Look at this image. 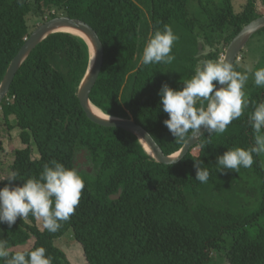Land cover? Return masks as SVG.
Segmentation results:
<instances>
[{"label":"trees","instance_id":"trees-1","mask_svg":"<svg viewBox=\"0 0 264 264\" xmlns=\"http://www.w3.org/2000/svg\"><path fill=\"white\" fill-rule=\"evenodd\" d=\"M257 2L264 7V0H247L236 12L232 0H0V83L33 31L29 14L82 20L103 47L91 104L112 117L130 115L171 155L183 144L163 123L168 116L157 95L161 85L180 90L201 61L221 60L242 27L264 14ZM165 24L179 36L171 53L175 60L141 65L150 34ZM261 33L264 28L255 35ZM205 47L211 48L207 55ZM89 59L88 45L78 37L47 36L20 66L0 104L9 128V116L15 117L24 145L13 152L10 169L19 174L14 183L38 177L52 160L71 167L80 151L92 167V173H80L85 188L79 205L57 232L41 230L31 214L11 228L0 224L10 252L33 239L22 251L44 247L52 264H70L55 240L72 230L87 264H216L213 254H223L228 264H264V153L253 155L250 168L220 173L215 164L230 148L254 145L248 117L264 89L249 94L244 114L224 133H214L204 151L194 145L170 166L157 163L131 133L86 117L76 94ZM196 159L210 172L207 183L195 180ZM0 181L3 187L7 178Z\"/></svg>","mask_w":264,"mask_h":264},{"label":"clouds","instance_id":"clouds-1","mask_svg":"<svg viewBox=\"0 0 264 264\" xmlns=\"http://www.w3.org/2000/svg\"><path fill=\"white\" fill-rule=\"evenodd\" d=\"M178 40L179 36L170 25L165 24L163 29L157 28L143 47L140 64H171L175 60L172 49ZM210 51L211 48L205 47L203 53L207 55ZM252 77L256 87H264V67L255 70ZM248 80V72L234 70L233 64L227 59L201 61L195 74L183 82L182 89L174 90L167 83L161 85L157 95L162 111L168 116L163 121L164 125L184 148L189 139H195L194 144L204 151L214 133H224L228 125L240 118L249 107L244 90ZM248 123L255 133L254 145L246 149L230 148L216 156L218 172L250 168L254 163L253 155L264 153V98L255 104ZM205 134L207 138L200 140ZM147 138L152 142L151 134ZM184 148L169 161L175 162ZM82 161L65 167L52 160L43 166L38 177L32 176L20 184L14 183L17 182L18 172H10L7 182L0 187V224L11 228L18 218L27 219L31 214L42 222L43 229L50 233L57 232L62 223L75 213L85 188L80 173L86 161ZM203 165L200 159L194 161L195 180L207 183L210 172ZM46 252L44 247H34L32 250L13 253L7 241L0 239V261L3 264H52L53 257L46 255Z\"/></svg>","mask_w":264,"mask_h":264},{"label":"water","instance_id":"water-1","mask_svg":"<svg viewBox=\"0 0 264 264\" xmlns=\"http://www.w3.org/2000/svg\"><path fill=\"white\" fill-rule=\"evenodd\" d=\"M263 28L264 14L242 27L239 33L230 41V43L226 47L223 59H227L234 66L235 62L238 60L241 51L245 48L249 40ZM61 29L75 30L83 34L90 41V44H88L90 54L89 65L86 70V73L84 74L78 86L76 94L79 104L82 110L84 111L86 117L97 125L103 127L119 128L128 133H131L138 139L139 143L143 146V148L144 145L148 148L151 153H149V155L157 163L169 165L181 161V159L184 158V156L188 153L189 149L196 145L194 144L195 139H189L185 148L183 145L178 152L171 155H166L163 153V151L153 138L152 142L148 140L147 135L149 133L143 127L138 125L130 115L128 118H100L92 112L90 107L92 104L89 100V95L93 86L95 85V82L102 68L103 47L94 29L90 25L79 19H73L64 16L54 17L44 21L30 33L29 37L25 40L22 47L19 49L17 54L9 63L4 77L0 83V104L6 98L16 72L23 64V62L27 59V57L30 55V53L33 51V49L47 36L53 33H69L65 31H59ZM217 87L222 86L218 85ZM141 138H143L145 141L141 140ZM183 148L184 151L181 153L180 157L176 158L175 162L169 161L170 159L175 158V156L180 153Z\"/></svg>","mask_w":264,"mask_h":264},{"label":"rangeland","instance_id":"rangeland-1","mask_svg":"<svg viewBox=\"0 0 264 264\" xmlns=\"http://www.w3.org/2000/svg\"><path fill=\"white\" fill-rule=\"evenodd\" d=\"M246 1L247 0H232L235 11L240 12L245 6ZM257 9H262V11L264 12V7L261 6L259 2H257ZM44 21L46 20H43L33 14H29L27 17V23L29 25L30 30H34L38 25L42 24ZM262 67H264V33L257 34L249 40L245 48L241 51L237 60V67L236 69H234L241 73L248 72L249 74V80L247 81L244 89L247 97L253 92H257L260 89H264V87H256L254 85L252 77V73ZM7 126L8 125L3 124V119H1L0 117V139L5 142V147L7 150V155L3 154L5 153V149L2 150V148L0 147V157L1 159L6 160V164L4 165H10L13 162L14 154L12 153V151L15 147L20 149L22 148L21 145L19 146V135L16 134L17 132L14 131V128H9ZM38 156L39 154L34 147L33 158H38ZM78 160H81V162H83L82 160L86 161V164L82 165L81 172L92 173V167L87 158L86 152L80 151L76 156L75 163ZM37 226L42 230L43 227L41 221L37 220ZM32 241L33 239H31V241H28L27 244L23 245V247L20 248L26 249L28 246H30ZM55 245L65 252L70 264H87L83 255L82 247L74 239L72 230H68L64 234V236L55 240ZM213 258V261L216 264H228L227 261L224 259L223 254H213Z\"/></svg>","mask_w":264,"mask_h":264},{"label":"crops","instance_id":"crops-1","mask_svg":"<svg viewBox=\"0 0 264 264\" xmlns=\"http://www.w3.org/2000/svg\"><path fill=\"white\" fill-rule=\"evenodd\" d=\"M0 117H1V119H3V117H2V114L0 113ZM9 125H10V127H12V128H14V131L15 132H17L16 134H18L19 135V133H20V130L17 128V127H15V124H16V121H15V117L13 116H9ZM3 124L4 125H7L5 122H4V120H3ZM8 127V126H7ZM1 140V139H0ZM18 140H19V146L21 145L22 146V148L24 147V145L21 143V141H20V138H18ZM1 145H0V147L2 148V150H4V152L5 153H3V154H6L7 155V150H6V147H5V142L4 141H2L1 140ZM18 146V147H19ZM17 149H20V148H14L13 149V151H12V153L15 151V150H17ZM33 152H34V149H33ZM8 155H9V152H8ZM2 160V161H1ZM4 164H6V160L5 159H1V157H0V179L1 180H3V179H6L7 177H8V175H9V173L11 172V169H10V167H11V164L10 165H4ZM43 229V228H42ZM0 232H1V230H0ZM0 238L2 239V232H1V236H0ZM31 241V240H30ZM33 242V241H32ZM32 244V243H31ZM31 244H30V246H31ZM30 246H28L27 248H29ZM21 248L23 247V246H20ZM20 247H18L17 248V250H25V249H21ZM26 248V249H27Z\"/></svg>","mask_w":264,"mask_h":264},{"label":"bare ground","instance_id":"bare-ground-1","mask_svg":"<svg viewBox=\"0 0 264 264\" xmlns=\"http://www.w3.org/2000/svg\"><path fill=\"white\" fill-rule=\"evenodd\" d=\"M59 31L69 32L70 34H72V35L78 37L79 39H81V40H82L84 43H86L87 45L90 44V41H89V39H88L87 37H85L83 34L77 32V31H75V30L61 29V30H59ZM90 107H91L92 112H93L96 116H98V117H100V118H108V117H112V116H110V115H107V114L103 113L100 109H98V108L95 107L94 105H91ZM144 148H145V151L149 154L150 151L148 150V148H147L145 145H144ZM150 154H151V153H150Z\"/></svg>","mask_w":264,"mask_h":264},{"label":"built area","instance_id":"built-area-1","mask_svg":"<svg viewBox=\"0 0 264 264\" xmlns=\"http://www.w3.org/2000/svg\"><path fill=\"white\" fill-rule=\"evenodd\" d=\"M222 59H223V56H222Z\"/></svg>","mask_w":264,"mask_h":264}]
</instances>
